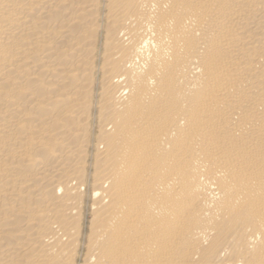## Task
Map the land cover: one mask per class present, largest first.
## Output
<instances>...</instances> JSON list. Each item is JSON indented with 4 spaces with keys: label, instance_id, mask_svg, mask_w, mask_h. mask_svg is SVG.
<instances>
[{
    "label": "bare ground",
    "instance_id": "1",
    "mask_svg": "<svg viewBox=\"0 0 264 264\" xmlns=\"http://www.w3.org/2000/svg\"><path fill=\"white\" fill-rule=\"evenodd\" d=\"M0 264H264V0H0Z\"/></svg>",
    "mask_w": 264,
    "mask_h": 264
},
{
    "label": "rangeland",
    "instance_id": "2",
    "mask_svg": "<svg viewBox=\"0 0 264 264\" xmlns=\"http://www.w3.org/2000/svg\"><path fill=\"white\" fill-rule=\"evenodd\" d=\"M90 214V208L88 207V209H87V219H88V221H87V219H86V224L88 225L89 224V222H90V216H89V214Z\"/></svg>",
    "mask_w": 264,
    "mask_h": 264
}]
</instances>
